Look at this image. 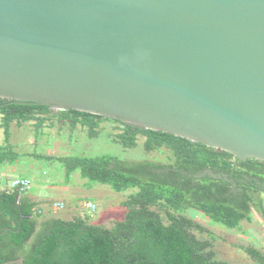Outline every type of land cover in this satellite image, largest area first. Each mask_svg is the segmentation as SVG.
<instances>
[{"label":"water","instance_id":"1","mask_svg":"<svg viewBox=\"0 0 264 264\" xmlns=\"http://www.w3.org/2000/svg\"><path fill=\"white\" fill-rule=\"evenodd\" d=\"M0 98L264 161V0H0Z\"/></svg>","mask_w":264,"mask_h":264},{"label":"trees","instance_id":"2","mask_svg":"<svg viewBox=\"0 0 264 264\" xmlns=\"http://www.w3.org/2000/svg\"><path fill=\"white\" fill-rule=\"evenodd\" d=\"M53 117L71 130L79 125L89 138L98 136L101 122H116L121 129L115 142L123 148H134L141 136L145 152L164 148L171 161L128 162L108 154L55 158L67 177L78 171L82 179L107 185L114 192L136 189L121 203L124 218L111 227L90 224L88 216L68 220L51 212L46 216L41 207L45 202L1 190L0 264L20 258L23 264H229L216 257L211 241L195 233H208L207 229L184 213L196 211L210 224L226 229L251 222L254 210L264 220V161L235 160L228 152L170 133L71 109L54 111L0 98L4 135L0 168L14 166L19 159L10 143L11 124L33 122L37 132ZM33 157L52 159L41 154ZM244 251L254 264H264L263 252L253 247Z\"/></svg>","mask_w":264,"mask_h":264},{"label":"rangeland","instance_id":"3","mask_svg":"<svg viewBox=\"0 0 264 264\" xmlns=\"http://www.w3.org/2000/svg\"><path fill=\"white\" fill-rule=\"evenodd\" d=\"M120 129V124L116 122L103 121L98 128V136L89 138L86 130L79 125L71 130L66 122L59 123L54 117L46 121L37 132L33 122L20 126L11 124L10 143L19 154V159L14 166L0 168V191L7 190L9 181L14 177L29 178L32 185L26 195L37 202H45L41 207L46 216L48 212L63 220L88 216L91 224L111 227L114 222L124 218L126 210L121 203L136 189L114 192L107 185L82 179L78 171L67 177L65 168L55 158L108 154L128 162L152 161L165 164L171 161V153L164 148L145 152L142 145L144 138L141 136L137 137L134 148H123L115 142ZM3 143L4 135L0 128V145ZM34 154L52 159H36ZM57 202L63 203L62 209L55 210ZM88 202L95 205L94 211L88 210ZM184 214L207 229L208 233H195L200 239L211 241L216 257L220 260L229 264H254L244 248L253 247L264 253V220L255 210L252 213L253 220L243 221L239 229L212 225L193 210Z\"/></svg>","mask_w":264,"mask_h":264},{"label":"built area","instance_id":"4","mask_svg":"<svg viewBox=\"0 0 264 264\" xmlns=\"http://www.w3.org/2000/svg\"><path fill=\"white\" fill-rule=\"evenodd\" d=\"M32 181L25 177H14L12 178L7 186L9 191H17L19 194H26L31 189ZM89 211L95 210V205L88 202L87 205ZM55 210L63 208V203H55Z\"/></svg>","mask_w":264,"mask_h":264},{"label":"flooded vegetation","instance_id":"5","mask_svg":"<svg viewBox=\"0 0 264 264\" xmlns=\"http://www.w3.org/2000/svg\"><path fill=\"white\" fill-rule=\"evenodd\" d=\"M90 223V222H89ZM91 224V223H90ZM95 225V224H94ZM103 226V225H102ZM106 227V226H105Z\"/></svg>","mask_w":264,"mask_h":264},{"label":"crops","instance_id":"6","mask_svg":"<svg viewBox=\"0 0 264 264\" xmlns=\"http://www.w3.org/2000/svg\"><path fill=\"white\" fill-rule=\"evenodd\" d=\"M57 203H59V202H57ZM61 203V202H60Z\"/></svg>","mask_w":264,"mask_h":264}]
</instances>
